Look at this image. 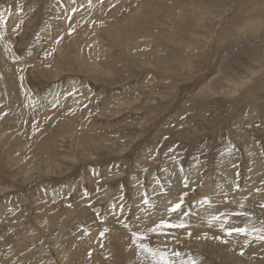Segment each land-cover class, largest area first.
Returning <instances> with one entry per match:
<instances>
[{"label": "rangeland", "instance_id": "374dc122", "mask_svg": "<svg viewBox=\"0 0 264 264\" xmlns=\"http://www.w3.org/2000/svg\"><path fill=\"white\" fill-rule=\"evenodd\" d=\"M261 236L264 0H0V264H264Z\"/></svg>", "mask_w": 264, "mask_h": 264}, {"label": "snow or ice", "instance_id": "6c2138e0", "mask_svg": "<svg viewBox=\"0 0 264 264\" xmlns=\"http://www.w3.org/2000/svg\"><path fill=\"white\" fill-rule=\"evenodd\" d=\"M175 207H179V205H176ZM166 226H168V227H184V225H182V224L181 225H166ZM157 227H160V226H157ZM153 230H155V229H153ZM232 231L237 232V233H245L246 229H244V228H233ZM229 234H231V233H229ZM102 235H103V233H102ZM259 238L264 239V236H261ZM141 247H144V246H141ZM145 250L148 251V249L146 247H145ZM153 254L155 255L156 253H153ZM159 255H160V264H167V260H166L165 256L163 254H159Z\"/></svg>", "mask_w": 264, "mask_h": 264}, {"label": "bare ground", "instance_id": "6f19581e", "mask_svg": "<svg viewBox=\"0 0 264 264\" xmlns=\"http://www.w3.org/2000/svg\"><path fill=\"white\" fill-rule=\"evenodd\" d=\"M43 248V247H42ZM46 248V247H45ZM56 248V247H55ZM42 251V250H41ZM44 251V250H43ZM51 261V260H50ZM51 263V262H50ZM51 264H53V263H51ZM65 264V263H64Z\"/></svg>", "mask_w": 264, "mask_h": 264}]
</instances>
